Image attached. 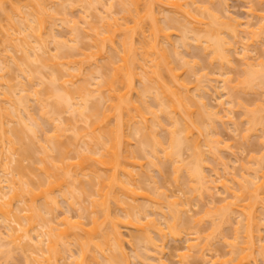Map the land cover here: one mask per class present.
<instances>
[{
	"label": "bare ground",
	"instance_id": "1",
	"mask_svg": "<svg viewBox=\"0 0 264 264\" xmlns=\"http://www.w3.org/2000/svg\"><path fill=\"white\" fill-rule=\"evenodd\" d=\"M28 1H29V4L28 3L27 4L30 5L33 2V5L35 6L34 8L36 9L35 12H33V14L29 13V15L31 14L33 15V16H30L32 18L30 19V17H28V20H27L26 16H24L21 10L22 13H20V11L19 13L17 12L18 16L22 15L25 18L21 17V19L20 18L16 19V22L18 23L16 24L15 20L12 19L11 17L12 15L10 16L9 13H4V12H9L8 10L10 9L6 7H9L10 4L14 5L15 4L14 1H10V4L8 5L7 3L9 2V0H0V10L2 8L4 9L3 10L4 12L3 13L0 12V15L6 14V16L4 17H7V19L9 20V22L8 21L7 22H8V26L10 27V28H5L6 34L3 33L4 35L2 37L6 35V37L3 38V44L4 42H6V44L8 45L10 46L12 45V47L9 46L8 48H12V49L14 48V50H16L17 53L20 50L23 52V55L18 59L20 60V63H19L20 71L22 72V74L30 77L29 80L33 79L34 77H38L40 79L39 86L42 83L44 84V82L48 83L53 80L50 79V81L48 82L46 81L43 82L41 79L42 78L41 76H43L42 73L40 74V72L35 70L36 72H38L39 76L41 75L39 77L38 75L35 74V71L33 69L31 70L30 66H33V63L35 64L36 62L32 63L31 59H33L34 56H32L33 58H30L31 52L29 51L32 49L38 48L40 49V51L45 52L44 47L46 46L47 41L52 40L51 41L52 43L53 40L57 38L55 36L56 34H54L55 25H53V24H56L55 20L57 18H60V20L62 22H65L66 24L73 22V27L71 30L72 32H70L71 37L69 38V40L67 39L61 40V42L59 41L60 45H57V47L61 46L59 47L61 50H64V48L67 47L70 51L67 50L68 52H65L66 51L65 49V51H63L65 53L60 54V55L56 54L55 56L52 55L51 57L54 59L53 62H55L53 65L56 64L57 66L60 67V68L57 67V70L59 71L56 70V72L52 73V75L55 77L56 75H58L57 77L59 79H57V77L56 79L55 77L52 79L56 80V81H53L54 84L58 82L59 84L61 83L62 88L61 86L58 85L60 90L52 86L53 90H55L56 92L51 91L50 89H48L47 85L44 84L48 90L45 89V92L44 91L43 92L44 93L49 92L48 93L49 95H47L46 97H42L41 94H39L40 91L38 92V90L36 89L37 86L34 88V90L30 89V91H34L33 92L34 94H33V93L28 92L26 85H21L20 84L21 82L19 83L21 85V88L16 89L17 86H12L13 83L12 85H10L11 82L9 83V81L5 82L7 85H4L5 88L7 87V89H5L3 85L1 86L3 90H1L0 88L1 92H3L5 101L9 103L8 105L5 102L7 104L6 106L8 107L11 106L12 108L10 109V108H7L5 105H3L2 102L4 101H3V98L1 97L2 100L0 99V130L2 131V133L4 132V135H5V143H4L5 151L0 150V173L7 174L9 176L11 175L10 176L11 178H4V179L0 178V219H3V221H7L4 223H7L6 225L8 226L7 227L8 229L6 232L8 235L6 234V236H4L3 233H0V248L7 243L9 244L8 241H11L14 247L17 246L19 247V249H21L22 251L25 250L26 252L31 251V253L29 252L28 253L30 257L32 255L33 261L36 262L37 264H62L60 260L66 259L64 258L66 256L70 258L69 255L74 257L73 260L72 258L70 259L72 263L71 261H69L71 264H116L117 262H119L118 264H130L129 259H133V258H131L132 256H130L132 254H130L129 255L130 258H128L127 249L125 248L126 246L125 242H127L128 240L126 241V238H125L126 236L123 232V228H121V225H123L122 227L128 226V227L135 228L134 229L136 230L135 232L133 230L131 231L132 241L135 240L136 243L138 241H141L139 243H142V245L146 243L145 248L147 247V249L144 248L145 250H147L146 253L144 252L146 255H142L145 258H142L141 256H139V253L135 251L138 257L143 259V260L140 259L142 263L145 264L144 261L151 262L148 259L151 258L150 260H152V257L153 256L155 257L157 253L158 254L160 253V255L155 257L154 260L155 261L163 260L160 258V256H161V253L164 252L163 248L165 247V243L167 241L168 235H173V237L177 236L176 234L179 232V230L178 229L176 230L177 228L176 225L178 224V222L180 223V221H182L183 217H181V215L183 214L184 210L177 209L176 207L172 208L173 205L172 206L170 205L172 203H169L168 201L163 200L165 202L164 204L162 202V199L160 200L162 194L159 193V191L156 193L158 189L157 186H156V189H155V186H153L154 189L151 187L152 176L150 175V171L148 170L144 173L145 170L142 169L143 168L142 166L146 164L144 163L143 165V160H145V158L148 159V157L149 158L151 157L149 159L150 165L152 167L156 166L157 162L155 159H159V157H157L159 156V153H158L159 149H161V152L164 153L165 155L164 158L166 157L167 159H172V157L174 156V159L175 157H177L180 160L182 156L181 148L183 147L184 143L186 144L188 143L184 140L185 138L186 140L189 139L187 141L191 143L190 144L188 143L187 145L191 146L189 147V150L190 148L192 149V147L194 148L192 151V154L195 153L193 156V158L195 159L194 161H196L195 164L198 161L200 162L202 161L201 162L202 164L199 162V165H197L198 167L196 166L197 168L194 167L195 166L194 164H193L194 166L191 167V170H188L187 168L189 167L187 166H186L187 168H185L187 169L186 170L187 172L191 173V175L189 174L188 175L192 179L198 178L196 179L198 180L197 183L203 185V186H199V184H195V185L192 184L194 186H191V187H195L193 189L191 188L193 190L192 192L196 191L198 193V190L200 188L196 189V187H201V189H205L206 193L208 194L210 193L209 195H211L214 187H212L213 185H210V184L220 182L219 181L221 179L220 170L223 169L225 171L224 168L226 167L220 165V162L218 161L221 158V157L219 158L220 155H217V157H215L216 154L214 155L215 153L214 151H219L220 146H216L217 149L213 148L215 147L216 144L214 145L212 143L213 145L211 146L213 149H211L210 143H208L209 144L208 145L206 144L207 143L206 142L205 145L208 146V149L214 150V151H211V150L209 151L213 152L212 157L215 158L214 160H217L216 162L217 166L213 168L214 169L213 172L217 178L213 180V178H211L210 175L206 176L202 172L201 167L203 166V163L205 162V160L203 161V154L200 153V151L202 150H199V149H201L202 147L200 148V146H203L204 144L202 145L200 143L201 140L198 142L199 139H197V136H196V139L189 138V137L192 133L195 132V129H197L199 132L197 134L200 135L202 138V135L200 133L202 129H204V131L208 130V128H206L208 127V125L206 127L205 125H203L204 119L200 120L202 118L200 116L202 115L199 116L200 118L197 117V115L199 114L198 110L200 111V109L196 110L195 109L196 107L194 108V106H198L199 104L200 107L198 106V108H201L202 110L201 112H206V113L200 112V114H203V118L205 117L206 114L208 116V112H209L211 119L215 121L216 120L224 121L223 117L225 118L228 117L231 111H233V107H234V105H232L233 107L229 105V104H232V101L234 104V100L232 99L231 101L230 97H228L230 100L227 99L225 102L223 99H220L219 103L222 104V107L225 108L224 104H228L227 109H224V108L222 109L221 107V110H219L220 112L222 110H225L226 112L224 114H226L228 111V115L226 114V115L221 116V114L224 111H222L220 114H219L218 109H215V111L213 109L212 111L211 109L212 107L208 105L207 101L206 102L204 101V97H201L202 99L199 98L201 94L196 93V91L198 92L201 91L202 86L200 85V83L198 85L195 84L194 87L189 86V83L191 81L189 82L188 80L190 79L188 78L190 77L185 75L186 79H183L185 78L184 74H183L184 77L181 76L180 74L181 71H179L178 68L183 66L185 63L187 64H185L184 66H186L185 68H187L188 62L187 61L185 62L184 57H182V55L179 56L180 54H178L179 53L178 50L180 48L178 46L177 47L175 46L176 50L173 49L172 42L170 40V38H172L173 36L172 37L170 36L173 35V32L177 30L178 27L180 28L183 27L181 28L182 31L180 32L182 34V35L180 34L182 37L181 38L182 41L178 40V42H183L184 46L186 45L188 48L187 41H188V38L190 37L188 33L195 31L194 33H191V34L196 35V36L193 35L194 37L193 40L197 41L196 43H199L198 46L202 44L203 46L201 48H204L205 51L211 50L212 53L210 57H212L213 59H222L221 62L225 61L227 62V64H229L232 61V59H231L230 54L228 53L233 48L237 50L236 47L238 46L236 45L238 44V40L236 37H239L240 34L244 32L243 30L241 31L239 28V26H241V22L240 23L237 22L238 23L237 28L233 25V23L237 21L236 18H234V22L232 23V25L228 24L230 23L229 18H228L230 14L228 12L229 15L227 13H225L224 15L223 12H220L218 8H214L216 7L217 1H215L216 4L215 3L212 4L213 6L215 5L214 7H212L213 10H211L210 6L205 7V9L203 8L204 10H206L205 12H207L206 18H195V20H191L189 17L192 16L191 14L192 10L196 11L195 10L196 7L194 8L195 6L194 4L196 3L195 2L196 0L195 1L194 0H187V1L183 0L182 3L185 2L183 4H181V0H177L172 3L175 5V8H176L173 10H170V8H168L169 5L166 4L167 3L166 1L168 0H165L166 2L164 3L165 5H163V2H159L163 6L162 5H161L162 7L158 6L160 8L157 9V11H156V7L153 6L156 3V1L154 0H147L145 2H142L143 0L142 1L141 0H114L116 4L113 3L112 0H107V1H104V3L107 2L105 3L104 7L102 5L104 4L102 3V0H87L84 3L89 2L90 5L89 4L88 5L90 7L96 6L95 4H92L94 3V1L96 4L98 2V4H100L103 9L105 8V12L106 11L111 12V9H113L114 6L120 5L121 9L118 8L120 11L119 15L120 14L122 15L121 18L118 17L120 20L116 18L117 16L116 17L114 16L115 18L113 17L112 19L113 22H112V20H110L112 18L111 14H106L109 12H106V13L104 12L107 15V17H105L107 18L106 20L110 21V22H107V21L103 22L105 18L99 16L101 17V19H104L102 21L103 23L105 24L109 23L106 26L105 24L102 23L103 27L102 26L101 27L104 29L99 28V27H97L98 29H96L94 26H97V25H95L94 23L93 25L87 20H85V22L82 21L85 24H87L86 22H89V24L93 26L92 28H94V29L91 28L92 33L88 35L89 36L88 37L87 35H84V34H82L84 36L79 35V31L81 33V26H80L81 23L79 22L80 25H78V22H77L79 20H76V21H74V19L70 20L71 18L69 19V17H66L67 15L66 12L62 16V18L59 17V15L55 14V12L53 13V5L55 4L54 0H47L46 1L47 4L44 3L45 0H42L40 8L37 7V4H36L37 1L36 2L31 1V0H28ZM62 1L66 2L64 0ZM67 1L72 4L73 2L78 1V0H75V1L67 0ZM79 1H85V0H79ZM225 1L226 0H224V2L223 0L222 1L218 0V4L224 3L225 5L227 2ZM48 2L50 3V6ZM63 2L61 3L63 4ZM152 2H155V3H152ZM213 2L214 0L211 3ZM4 3H6L7 5H5ZM78 3L75 4L74 6L78 5ZM159 3H157L156 5H158ZM168 3H170V1ZM2 4H4L3 5L4 7H2ZM51 4H52V8H50ZM184 4H186L187 6H190L191 8L187 6L182 7V5ZM170 6L174 8V6L171 5V3H170ZM219 6H222V4ZM13 7L14 6L11 7L12 11L13 10L16 11L21 6L20 7L17 6L19 8H17L16 6L15 8ZM47 7L50 8L49 11L47 10ZM166 7L169 9L168 11L171 14H169L168 12V15L170 16L167 15V17L169 18L164 17V21H162L163 20L162 19L161 20L162 23H161L159 19L160 17L158 15L164 12L163 16H165L167 10H162V11H158V10H161V8L166 9ZM198 8H200V6ZM223 8L225 10L226 6ZM57 12L60 14L59 10L56 11V13ZM197 12L199 11H196V15L193 13L194 17L198 16ZM98 13L101 14L100 12ZM112 13L114 14V12ZM219 13L223 14L224 17H227L228 20H224V18L223 20H221L222 15H220ZM179 15L180 16L182 15V17H180L181 19L179 18ZM258 15H260L259 21H262V20L264 21V15L262 14H258ZM108 17L110 19H108ZM81 19L84 20L83 18ZM182 19L184 21L186 20L185 23L183 22V24L181 22L183 21ZM175 23H178L179 26H176ZM180 23L182 24V26L180 25ZM188 24H191L190 26L191 28L188 27L189 26ZM197 24H200V25H197ZM258 24H260V22ZM226 25L229 26L226 28L228 32L225 29L227 33H225V31L222 30V28H224V26ZM192 27L196 30H193ZM174 28L176 29L174 30ZM263 28H264V25H263ZM10 29L12 31H9ZM87 30H90V29H87ZM170 30L173 32H171ZM185 30H188V31L190 30V31L186 32ZM196 31H198L197 34H196ZM2 32L4 31L2 30ZM117 33L119 34L121 33L120 36H118ZM249 33L251 34V31H249ZM223 34L232 35V37L230 36V39L228 41L226 40L227 36L224 37ZM260 34H263V33L261 32ZM19 35H22V36H19ZM78 35L80 36V38L87 37L86 39H89L90 43L88 42L89 43L88 45L83 44L84 42H87L88 40L82 41ZM136 35H139L138 40L136 39L137 38ZM199 35H202V37ZM255 35L256 37H258V32L253 33L252 38ZM117 38L120 40L118 41ZM232 38L236 40L233 41ZM32 39L33 41H31ZM59 39H57V41ZM193 40L191 39V41ZM68 41H71L70 45L66 44ZM79 41L83 42V43L80 42L81 44L80 48H78ZM56 44H58V42H56ZM178 44H181V43H178ZM224 46L226 47V50L229 49V51H227L226 53H225ZM55 49H56V46H55ZM60 49L58 53L61 51ZM74 49H76L77 51ZM204 49H203V52H205ZM71 50L72 51L74 50L75 52L71 53ZM11 51L13 50L8 51L7 54H9L10 58L16 61L15 58L17 57V55H15L14 57L13 53H9ZM38 53L39 52H36L35 54L38 55ZM55 53H57V51ZM108 53H111L112 55L110 54L109 56H111V59L116 60V61L113 62L112 60H109ZM171 54H173V57L178 56V58H181L180 62H182L183 64L181 66L174 67L173 62L177 64H180V63L178 62L179 60L178 58H177L178 59L177 61H175V59H173L172 61ZM1 55H0V71L3 72V75L1 76L2 78L1 81L2 83H4L3 81L4 73L7 74L11 65L9 67L7 63H5V61H7L5 60V56H1ZM244 55H245L244 57L247 58L246 53H244ZM114 56L116 58H114ZM46 58L49 59V61L47 62L50 63V59H51L50 56ZM12 59L10 63L13 62ZM38 59L39 58L37 56V60L35 59L33 60L38 61ZM102 59L104 60L106 59V62L103 61L102 63ZM53 62L51 61V64ZM98 62L102 64L101 65L102 67L99 66L98 67L99 70L96 68L97 66L96 67L94 66V68L98 70L99 75H102L100 74V70L102 68H105L106 70H108V72L105 73L106 75L104 74L105 75L104 78L101 76L95 77L94 80L96 79V82L94 85L95 87H93L92 85L94 83L92 82L94 81L90 82L89 79L85 77L86 75L85 73L87 72H84L86 71L84 69L86 66H92L94 64L98 65ZM244 62L246 63V64L244 63L245 66L246 65L248 66L246 70L247 77L245 80L247 86L249 83L254 82L256 81L257 78H259L260 72L262 73V74L260 73L261 78L264 79L262 77L264 76V72H263L264 65H262L264 64L263 61L258 62V64L256 65V67L259 66V68L257 69L258 71H256V69L254 70L252 69L253 65L251 64V62L249 63L248 59L245 60ZM43 64L44 63H41L42 65L41 67L48 66V64L46 66H44ZM106 65H109V66L107 67ZM50 67H52V65H50ZM261 67H263V69ZM62 70H64L65 72H62ZM59 72H62V73L59 74ZM87 74H88L87 76L91 80L92 78L90 76L92 73L89 74L88 72ZM255 74H258V75L254 76ZM52 75L50 76L53 77ZM26 76L25 78H27ZM252 76L254 77L252 78L253 81H251ZM206 78L211 79L208 76H206ZM208 79H206V81L210 83V80ZM58 80H60L61 82ZM78 81L80 82L79 84H77ZM200 81L201 79L199 80V82ZM30 82L31 80L29 81V83ZM137 82H140L142 86L144 84L143 86L144 91H142V89L137 88L138 87L136 85ZM216 82H217V79H216ZM222 82H224L223 88L227 89L228 87V90H230L229 91L230 93L231 91H233L232 89L236 88L238 85V84L233 85L234 86L233 88L230 85L231 83H229L231 82V80L230 79L228 80L226 78H224ZM191 83L190 85H192ZM203 87L207 88V84L206 86H203ZM16 90H20L18 91L21 94L20 96L19 94L13 93ZM138 90H141L143 93L139 92ZM203 90H205V88L202 89V91ZM137 91L140 93V95L143 94L141 95L142 99H139L140 96L137 97V94H139ZM152 91L155 94H153ZM192 91H194L195 93ZM28 93H30L31 95ZM145 94H147V97L148 96L153 97L154 95H156L155 96L156 98L153 97L156 100L159 99L158 98L159 96L161 98L160 101L159 100L156 101L158 103L160 102L159 103L160 105L157 103L158 104L157 106H159V109H160L158 110L164 115L166 113V116L168 115L167 117L171 120L170 123H172L171 125L172 127L167 129L168 133L170 132L169 133L170 141H168V145H169L168 147L166 146L165 148L164 147L162 148L163 142L160 139H158L156 136L157 135L156 130H158V127L160 128L163 126L162 129H166V128L163 124H161V121L158 118H156L158 116L154 117V115L150 113V111L154 109L151 108L152 106L147 107L149 105L148 103H145L147 100V97L145 98ZM16 95L18 98L15 97ZM33 95L37 97L36 99L37 101L36 100L35 101L36 102L39 101V103H41V105L39 106V109L40 107L42 108L40 110V112L42 111V114H43L42 117H48V118L54 119L53 125L55 129L54 131H51V133L55 132V134L52 133L53 135H49L47 134L48 132L45 133L44 130H43L44 132L41 131L42 124L41 122L37 121L39 119L34 118L35 117V115H33L34 112L32 110L31 111L33 113L30 111L29 109L30 106L28 105L30 104L28 103L29 102L28 98L31 96L35 97ZM38 95L41 97H39ZM13 96L14 98H12ZM43 98H45L44 99L45 101H49L50 100L49 98L53 100L51 103H45ZM198 98H199V101L197 100ZM238 104H241V102ZM261 107L263 106L258 107L259 109H257L256 112L251 113L253 114L252 116H254V117L251 116L252 119H254L253 121L251 118L247 120L250 124L249 126L253 127V128L249 126L246 127L248 128L250 132L252 129H254V125L258 126V124H261L262 121L264 120L263 118L264 116H261L262 113L264 112V108L262 109ZM48 108L50 109L48 110ZM9 109L12 112H9ZM195 110L198 113H196ZM47 111L49 113H47ZM247 111L249 110L245 108L246 113H248ZM68 112H69L68 115L70 116H66L68 118H64L65 115L63 117V114H66ZM156 112H154L155 115L157 114ZM50 113L53 114L54 117L53 116L49 117ZM148 113H150V115L152 114L151 117H148L149 116ZM195 113H196V116L194 117ZM255 114H258L259 118H256L257 116ZM260 117L263 119L260 120L261 119ZM15 118H17L16 120H18L22 128L21 129L7 128L6 126L11 124L13 122L12 120H14ZM258 119L259 121H257ZM156 120H158L157 123H156ZM42 121L44 122V119ZM255 121H257V123H255ZM14 124L16 123L14 122ZM159 124H161V126H159ZM18 125L16 126L18 127ZM202 125L204 128L201 129ZM25 128H27L28 131ZM180 128H183L186 131L184 139L181 136L184 133L182 132L183 129L181 130ZM143 130L148 131V133L151 132L150 133L151 135L146 133L149 136V138L147 136V140H149L150 138H153V139H150L152 141L150 140L148 141L150 143L144 142L145 141L144 138H146V136L143 133ZM68 132L71 135H73V137L67 140H63V137L66 135V133L69 135ZM250 132L247 134H250ZM29 133L30 134L32 133L33 136L35 137V140H36L35 143L39 142L37 145L41 144L39 145V147L41 148L40 150L43 151V156L39 158L38 162H37V159L35 162H33L35 164L34 166L35 167L37 166L36 167L37 171L36 172L34 170L32 171H34L33 173H35V175H37L38 178H36L35 175H32L35 177V179L28 177L29 180H27L26 178H24L25 175L22 173L23 172L22 170H24V173H25V170L28 169V168L27 169L25 168L26 165H24L25 161L23 162V160L25 159L23 157V154L28 155V157H33V155L30 153L31 148H28L30 147L29 144H31V142L29 143L28 141H33L32 139L31 140L27 139L26 134H29ZM40 133L41 134L44 133L46 136H41ZM139 134L140 136L144 135L143 138H140ZM194 134L197 135L196 133ZM68 135H66V138H69ZM208 135L205 136V138H208ZM50 136L52 137L50 138ZM133 138L138 140V143H137L138 145L135 144V146H137L136 149H131V147L135 148V146H131V143H132L131 141L133 140ZM154 138L156 139V141ZM202 139L204 140V138ZM209 139L210 138H208V140ZM193 140H196V141H193ZM213 141H216L215 143L217 142L221 143L220 140L217 141V139ZM154 143L160 146L161 148L160 147L156 148V145ZM218 143L217 145H219ZM0 144H3V143H0ZM149 144L152 146L150 147ZM149 147H150V150L148 149ZM153 147L155 148V150ZM83 150H84V153H82ZM194 151H196L197 153ZM28 152L32 156L28 154ZM50 153H53V154H50ZM71 153H74L73 155H75L74 156L75 158L73 157ZM83 154L87 155L86 158L82 157V158H85L86 161H84L85 159H83L82 162L84 161V163H80L81 160L80 162H78L79 160L78 159L76 160V157L79 158V155H83ZM3 155H5V158H1L3 157ZM195 155L196 156L198 155L197 156L198 158ZM174 159L172 160L176 162L177 159L176 160ZM263 159H264V156L263 158L261 157V160ZM152 160H154L156 163ZM70 161H73V162H70ZM263 161L262 163L264 164ZM29 162L31 163L30 160ZM180 162L178 161V163ZM36 163L38 165H36ZM87 163H91V164H87ZM183 165H185L184 161H183ZM261 166H262L261 170H264L263 169L264 166L263 165ZM10 168H13L12 170L14 172ZM178 168H180V166L176 167V169ZM244 168L245 169L243 170H248V171H246L247 173L245 172L241 173V176H240L241 178H239L240 180L235 179V178H230L233 181L235 179L234 184H236L237 187L238 186L239 187H238V190L231 192L232 199L225 204L226 207L228 206L227 209L229 210L228 211L223 210V213L220 214V215L222 214L223 215L218 217L220 219L226 218L225 220H227L228 218V222H229L231 220V218L229 217H233L232 214H234L233 212L236 211L237 214L239 213L238 216H241L243 218L240 221L238 220V222L240 223V224L238 223V225L240 226L236 227L235 240L234 242H232V244L230 243L232 247L235 246L234 247L235 249L232 248L234 250L229 251L230 252L229 255L230 254L231 255L225 259L219 257L220 256L219 254H217L218 255L217 257V255L214 253H213L214 254L213 256L210 253L212 257L207 256L205 252L210 251L209 250L210 248H208L209 247L207 246L208 244L204 245L205 243L203 244L202 241H200L199 236L198 237L191 236V237H194L190 239L192 243H190L189 238H188V242L186 241L187 243L186 251L188 250L190 252L194 251L195 253L199 255V257L202 256L201 257L202 259L205 258L206 259L204 261L205 264H257V257L259 255L258 253L260 252L259 250L262 249L263 251L264 249V246H263L264 244H261L262 246L261 247L259 246V248L257 246L259 244V240H260V243L262 241L260 238L261 237L260 231L262 230V229L260 230V225H262L263 223L260 220L261 218L263 219L264 217L263 215L264 213L263 212L264 211L263 209L264 208V173L263 172L261 173L260 166L254 167V168L252 167L250 169L246 167ZM250 172L254 174L252 175ZM146 173L150 175L149 177L150 179L148 178ZM84 176H87V178L86 177L82 178ZM89 177H91V179L94 180L93 182L91 181V183L93 184L92 185L93 187L94 185H97V187L99 186V189L96 192L97 198L93 197L94 200H92V205L90 204L91 202H89V205L94 206V209L90 211L89 213V214L92 213L90 217H88V214L85 215L83 211V209L90 210L89 208H86V205L85 206L83 205L84 202L86 201L82 197H80L83 200V203H82L80 202L82 200L79 199V197H78L79 200L76 198L77 191L75 189V185L78 183L80 184V187L77 186L79 188L77 189L80 190V192L81 191L83 193L86 192V190H84L83 188L84 187L90 188L91 183L88 182V184L90 183L88 185L87 183H84L85 181L81 182V180H88V179L91 180ZM209 178L210 180H208ZM146 181L148 182L145 183L146 184L145 189L143 190V186H140V185H142L141 184L142 182H146ZM4 182H6V185L4 184ZM149 182L151 183L149 184ZM203 182L204 183L208 182L209 185L204 184ZM81 183L83 185L84 184L86 185L82 187ZM221 185L224 188V191L230 189L226 181L221 182ZM207 187H209L210 189ZM3 188H6L7 191H4ZM65 189L67 190L64 191ZM81 189H83L84 191ZM141 189L145 191L146 193L143 192ZM146 189L147 190L150 189V191L152 190L151 191L152 196L150 195L151 194L150 191L147 192ZM208 190H210V192ZM138 191H141V192H138ZM65 193L69 194L70 196L67 195V197H64L66 195ZM94 193H95L94 191L88 192L89 194L88 196L89 197L96 196V194ZM155 194H158V195L156 196ZM164 194L165 193H163V195ZM212 195H215V193H212ZM60 196H62V198L64 197L65 203H67L65 204V207L66 206L68 207L65 212H62L63 215L65 214L64 216H62L63 218L60 217L61 218L60 220L64 224V226L59 224L61 225L60 228L62 226L64 227V229L61 228V230L59 229L58 226H56L57 224H54L55 222L56 223L60 222V220L58 222L54 220V219H59L57 217L58 215L55 216L56 213L54 212L55 210L56 211L59 210L60 206L62 205L61 204L62 202L60 203V200H61ZM79 196H82V195H79ZM83 196L85 197L87 195L84 194ZM166 196L165 198H168V196L167 197ZM199 196L200 195H198V197ZM7 197H9L10 199H8ZM89 197H86V198H89ZM137 197H140V198L142 197L143 199L147 200V202L143 203L142 201H145V200H141L142 202L141 203L139 202V199ZM154 197L156 200L154 199ZM157 197H159V199H157ZM213 197L214 196H211V198ZM98 198L100 200H97ZM15 200L19 202V205L15 206L17 204L16 202H13ZM175 202L176 200L174 201V204H177ZM13 203H15V205ZM160 203H163V204H160ZM14 206L16 207L15 209L17 211H15ZM162 206H164L165 209L166 207L167 208L169 207L170 208V209L168 208L169 213L164 212L165 209L163 211ZM259 208L263 209V211L260 210ZM72 209L79 211L78 215H77L78 211L75 214L77 217L76 216L72 217V218H78L77 221H74L76 219H73L74 223L71 222L70 220L72 219L70 218L71 216L68 217L69 215L68 213L69 211H72ZM80 210L82 212H80ZM88 210L87 212H89ZM118 211H123V213L125 212L126 214L124 215L122 213H119ZM148 211H151L152 214H149ZM181 211H182V214H180ZM100 212L102 214H100ZM259 213L262 215L260 216ZM47 214H48V217H50V219L52 218L54 219L53 220L46 219L47 223H45V221L43 220H45L44 218H46ZM165 214H169V215L166 216ZM159 215L162 216V218L159 217L160 220H158ZM83 216L88 217L87 219L89 218H92V219H90L91 221H88ZM11 217H13L12 220H11ZM168 217L171 219H168ZM161 219L163 220V222H161ZM84 220H87L89 224L85 222ZM225 220L223 221L220 220V221L225 223ZM158 221H160L162 225H166V226L163 227L161 223H159ZM0 223H3V222H0ZM14 223H16L18 226L15 225ZM102 223L104 226L101 225ZM88 225H91V228L90 226L87 227ZM99 225L102 228H100ZM70 226L72 227V229H69ZM93 226L95 230L93 229ZM262 226L264 227V225ZM165 228L167 229L164 230ZM167 230L169 231L170 234L166 235L164 231L167 232ZM154 233L157 234L158 237L154 236ZM242 233H243V237H241V239L243 241L240 242L241 240H239L240 239L239 237H240V234ZM7 238H11V239H7ZM129 240H131V238ZM3 241H6V243L4 244ZM199 242L202 244H200ZM75 245L79 246L80 248V252L79 250H78V253L76 252L78 254L77 258L74 256V254L72 255L73 253L72 246H75ZM136 245L139 246V244H136ZM198 245L203 246V248L200 247L199 249ZM150 249H153L154 251ZM207 249L208 251H206ZM148 250L154 253H151ZM197 250H199V252ZM189 251L185 252L184 254L182 253L183 255L181 253L177 255L178 256L177 259H179L177 261H179L180 264L181 263L185 264L184 263L185 259L183 258L184 257L186 258L191 254L189 253ZM79 254H80V257H79ZM261 255L263 256L264 253H262ZM181 256L182 257L184 256V257L180 258ZM100 257H101L102 262H105V263H102L100 261ZM138 257L136 256V258ZM219 258H221L222 260H220ZM69 262L68 264H70ZM163 263L165 262L163 261Z\"/></svg>",
	"mask_w": 264,
	"mask_h": 264
},
{
	"label": "rangeland",
	"instance_id": "2",
	"mask_svg": "<svg viewBox=\"0 0 264 264\" xmlns=\"http://www.w3.org/2000/svg\"><path fill=\"white\" fill-rule=\"evenodd\" d=\"M10 1H14V5H12V4H10ZM31 1H37V7H39L40 8V6H41V1L42 0H31ZM30 1V2H31ZM47 0H45V2L44 3H46L47 4V2H46ZM55 2V4L53 5V13L55 12V14H57V15H59V17H61L62 18V16L64 15V13L66 12V17H69V19L70 20H73L74 19V21H76V20H79V21H77L78 22V25H80L79 24V22L81 23V33H80V31H79V35L80 36H84V35H90L91 33H92V29H94V28H92L93 26H91V24H95V25H97V26H94L96 29H98L97 27H99V28H102L103 26H102V23L103 22H106L107 20V18H105V17H107V15L106 14H111V16H112V18L110 19L109 17H108V19H110V20H112L113 19V17L115 16H117L116 18H118V17H120L121 18V14L119 15V13H120V11H119V9L118 8H120L121 9V6L120 5H116V6H114L113 7V9H111V12L110 11H106V12H109V13H106L105 12V8L103 9L102 8V6L100 5V4H98V2H97V4L95 3V1H94V3H92V4H95L96 6L94 7V6H92V7H90L89 5V2L88 3H84V2H86L87 0H85V1H75V0H72V1H75V2H73L72 4L71 3H69L67 0H64V1H66V2H63L62 0H54ZM58 3H57V2ZM59 1H61V2H63V4L61 3V2H59ZM70 1V0H69ZM104 1H107V0H102V3H104ZM113 1V3H115V1L114 0H112ZM142 1V0H141ZM145 1H147V0H143L142 2H145ZM154 1H156V3L155 2H152V3H155V5H153L154 7H156V11H157V9H159L160 7H162L163 5H165L164 3H166V4H168L169 6H170V3H171V5H173L174 6V8L172 7V6H168V8H170V10H173V9H176L175 8V5L174 4H172L173 2H175V1H177V0H168V1H166L165 2V0H158V2H157V0H154ZM170 1V3H168ZM182 1L183 0H181V4H183V3H185V2H183L182 3ZM184 1H187V0H184ZM195 1V0H194ZM213 0H196L195 2V6H194V8L196 7V11H199V12H197V14H198V16H196V17H194V15H193V13L196 15V11H194V10H192V16H190L189 18L191 19V20H195V18H206L207 16H206V14H207V12H205L206 10H204L205 9V7H208V6H210L211 7V10H213V8L212 7H214L212 4H214L215 3V1H217V4H216V7H214V8H218L219 9V11L220 12H223V14L225 15V13H227L228 14V12H229V16H228V18H229V22L230 23H228V24H231L232 25V23L234 22V18H236L237 19V21L236 22H234L233 23V25L237 28V25H238V23L237 22H241V26H239V28H240V30L242 31H244V32H242L241 34H240V36L239 37H236L237 38V40H238V44L236 45V46H238V47H236L237 48V50H235V48H233L232 50H230L229 51V49L228 50H226V47L225 46H227V45H225L224 46V49H225V53L227 52V51H229V53L228 54H230V56H231V59H232V63L230 62L229 64H227V62H225V61H222L221 62V60L222 59H213L212 57H210L211 56V50H209V49H207V50H209V51H205V49L204 48H201L203 45L202 44H200V46H198V44L199 43H196L197 41H195V40H193L194 39V37H193V35L194 34H191V33H194L195 31H193V32H191V33H188L189 34V36L191 37H189L188 38V36H187V38H188V48H187V46L185 45L184 46V43L183 42H178V40L179 41H182V37H181V28H183V27H178L177 28V30H175L176 28H174V32L173 31H171V32H173V35H171L170 37H172V38H170V40H171V42H172V47H173V49H175L176 50V48H175V46L177 47H179L180 49L178 50L179 51V53L178 54H180L179 56H181L182 55V57H184V60H185V62L187 61L188 62V65H187V68H185L186 66H184L185 64H187V63H185L183 66H181L183 63L182 62H180V60H181V58H178V56H176V57H173V54H171L172 55V61H173V59H175V61H177L178 59V62L180 63V64H177V63H175V62H173L174 64H173V66L175 67V66H181L180 68H178L179 69V71H181L180 72V74H181V76H183V74H184V76L186 75V76H188V77H190V78H188V79H190V80H188L192 85H190V83H189V86H195V84H199L200 83V85L202 86V89H204L205 88V90H203L202 91V89H201V91H196V93H199V94H201L200 96H199V98H201V97H204V101L206 102L207 101V103H208V105L209 106H211L212 108V111H213V109H214V111H215V109H218V111L219 110H221V107H222V104L221 103H219V101H220V99H223L224 100V102L228 99V100H230L231 99V101H232V99L234 100V104H233V101H232V104H229L230 106H232V105H234V107H233V111H231V113L229 114V116L228 117H223V119H224V121L222 120V121H219V120H212L211 119V117H210V113L208 112V116H207V114L205 115V117L203 118V114H200V112L202 111L201 110V108H198V106H199V104H198V106H194V108L196 109V110H198V109H200V111L198 110V112H199V114L197 115V117H199L200 115H202V116H200V117H202L200 120H202V119H204V123H203V125H205V127L208 125V127H206V128H208V130H205L204 131V129H202V128H204L203 127V125H202V127H201V129H202V131H201V135H202V138H204V140L201 138V136L200 135H198L197 133H199L198 132V130L197 129H195V132L194 133H196L197 135H195L194 133H192L191 135H190V137L189 138H195L196 139V136H197V139H199L198 140V142L200 141V143L203 145V146H200V148L201 149H199V150H202V151H200V153L201 154H203V161L205 160V162L203 163V166L201 167V170H202V172L206 175V176H209L210 175V177L211 178H213V180L214 179H216L217 177H216V175L214 174V172H213V168H215L216 166H217V160H214L215 158H213L212 157V154H213V152H211V151H214V150H211V149H213V148H216V146H220V150L219 151H214L215 153H214V155H215V157H217V155H220L219 156V162H220V165H222V166H224V167H226V168H224L225 169V171L223 170V169H221L220 170V174H221V179L219 180L220 182H216V183H213V184H210V185H213L212 187H214L213 188V190H212V193H215V195H212V193H211V195H209L208 193H206V190L205 189H201V187H196V189L197 188H200L199 190H198V193L195 191V192H192L193 190V188H195V187H191V186H194L195 184H199V183H197V181L198 180H196V179H198V178H194V179H192L189 175H191V173H189V172H187L186 170L188 169V170H191V167H193L194 165V167L195 168H197L198 166L197 165H199V162L200 161H198L196 164H195V162L196 161H194L195 159L193 158V156H194V154L195 153H193L192 154V151H193V147H192V149L190 148V150H189V147H191L190 145L188 146L187 144L189 143V141H187V140H189V139H187L186 140V138H185V130L183 129V128H180L181 130L183 129V131L182 132H184L181 136H182V138L184 139L185 138V140L184 141H186V142H188L187 144L186 143H184V145H183V147L181 148V154H182V156H181V158H180V160L177 158V157H175V159H174V156L172 157V159H174V160H176L177 159V163L176 162H174L172 159H167L166 157L164 158V153H162L161 152V149H157L159 152V156H157V157H159V159H155L156 160V162H157V165L156 166H154V167H152L151 165H150V163H149V159L151 158H149L148 157V159L147 158H145V160H143V165H144V163H146L144 166H142L141 168L143 169V170H145L144 171V173L146 172V171H150V175L152 176V180H151V182H149V184L151 183V187L154 189V187L153 186H155V189H156V186H157V191H156V193L159 191V193H161L162 194V196H161V198H160V200L162 199V202L165 204V202L163 201V200H165V201H168L169 203H172V204H170L171 206H172V208H174V207H176L177 209H183L184 210V212H183V214H182V211H181V213L180 214H182L181 215V217H183L182 218V221H180V223L178 222V224L176 225L177 226V228H176V230L178 229L179 230V232L176 234L177 236H175V237H173V235H168V238H167V236H166V238H167V241H166V243H165V247L163 248L164 250V252L163 253H161V256H160V258L161 259H163V260H154L155 259V257H157V256H159L160 255V253L158 254L157 253V255L154 257H152V260H150L151 258H149L148 260L149 261H151V262H148V261H144L145 262V264H146V262H147V264H180V262L179 261H177V260H179V259H177L178 258V254H184L185 252H188V251H186V249H187V247H186V245H187V243H186V241L188 242V238H189V240L191 239V238H194L195 236H199V238H200V241H202V243L204 244V245H206V244H208L207 246H209L208 248H210L209 250L210 251H208V249L206 250V251H208V252H205V254H207V256H209V257H212L214 254H219L220 256L219 257H221V258H223V259H225V258H228L230 255H229V251L230 250H234L235 248V246H231V244H232V242H234V240H235V229H236V227L237 226H240V225H238V220L240 221V220H242L243 218L241 217V216H238V214H237V212L235 211V212H233L234 214H232L233 215V217H229V218H231V220L228 222V218H227V220H225L226 218H224V219H220V218H218V217H220V216H222V215H220L221 213H223V210L224 211H228L229 209H227V207L225 206V204L228 202V201H230L232 198V196H231V192H233V191H235V190H238V187H237V185L236 184H234V181H235V179H239V178H241L240 176H241V173H247L246 171H248V170H243V169H245L244 167H246V168H248V169H250V168H254V167H258V166H260L261 168H260V171H261V173L263 172L264 173V170H261L262 169V166L261 165H263L264 166V164L262 163V161L264 160H261V157L263 158V156H264V126H262V125H264V120L262 121V123L261 124H258V126H256V125H254V129H252L251 130V132L248 130V128H246V127H248L250 124H249V122L247 121V120H249V118H251L252 119V117H254V116H252L253 114H251V113H254V112H256V110L257 109H259L258 107H260V106H263V107H261L262 109L264 108V79H262L261 78V74L259 73V72H257V73H259V78H257L256 79V81H254V82H251V83H249L248 84V86L246 85V77H247V72H246V70H247V68H248V66L246 67L245 66V60H247L248 59V61H249V63L251 62V64L253 65V70L254 69H256V71H258L257 69L259 68V66L258 67H256V65L258 64V62H260V61H263L264 62V28H263V25H264V21L262 22V21H259V17H260V15H258V14H262V15H264V0H226L225 2H226V4L224 5V3H219L218 4V0H214V2L213 3H211ZM220 1H222V0H220ZM79 2V3H78ZM110 2V1H109ZM159 2H163V5L162 4H160ZM180 2V1H179ZM223 2H224V0H223ZM29 4V1L28 0H9V2L7 3L8 5L10 4V5H12V6H14L13 8H15V6L17 7V6H21L20 8L19 7H17V8H19L18 10H13L12 11V9H11V7L12 6H10L9 5V7H6V8H8V9H10V10H8L9 12H4L3 10V8L0 10V12H4V13H9L10 14V16L12 17V19H14L15 20V23L16 24H18L17 22H16V19H21V17H23L22 15H19L18 16V13H19V11H20V13H22L23 12V14H24V16H26V18H27V20H28V17H30V16H33L32 14H33V12H35V6L33 5V2H32V4H30V5H32V6H30V5H28ZM49 3V2H48ZM78 3V5H76V6H74L75 4H77ZM101 3V2H100ZM101 3V4H102ZM105 3H107V2H105ZM105 3L104 4H102L103 5V7L105 6ZM157 3H159L158 5H156ZM5 5H7L6 3H4ZM4 4H2V7H4L3 5ZM26 4H27V6H26ZM71 4V5H70ZM89 4V5H88ZM116 4V3H115ZM144 4V3H143ZM222 4V6H219V5H221ZM162 5V6H161ZM196 5H198V6H196ZM48 6V5H47ZM49 6H50V3H49ZM48 6V7H49ZM61 6H63V7H61ZM158 6H160V7H158ZM183 6H187L186 4H184V5H182V7ZM200 6V8H198ZM226 6V8H225V10H224V8L223 7H225ZM30 7H32V8H30ZM47 7V10L49 11V9L50 8H52V4H51V7L50 8H48ZM109 7V6H108ZM187 7H189V8H191L190 6H187ZM193 7V6H192ZM167 7H166V9H162L161 8V10H158V11H162V10H167V12H166V14H165V16H163V14H164V12L162 13V14H159L158 16L160 17L159 19H160V22L162 23V21H164V17L166 18L167 17V15H168V9ZM193 8V9H194ZM202 8V9H201ZM204 8V9H203ZM59 10V12H60V14L57 12L56 13V11H58ZM98 9V10H97ZM200 9V10H199ZM208 9H210V8H208ZM7 10V9H6ZM21 10H22V12H21ZM97 10V11H96ZM113 10V11H112ZM204 10V11H203ZM215 10H217V9H215ZM226 10H227V12H226ZM194 11V12H193ZM18 12V13H17ZM98 12H100L101 14H99ZM106 14H105V13ZM112 12H114V14L112 13ZM203 12H204V14H203ZM29 13H32L31 15H29ZM16 14V15H15ZM169 14H171L170 12H169ZM220 14V13H219ZM223 14H220V15H222V18H221V20H223V18H224V20H228L227 19V17H224L223 16ZM103 15H105V16H103ZM200 15H202V16H200ZM4 16H6V14H2V15H0V55H1V53H2V55L1 56H5V60H7V61H5V63H7V65L10 67V65H11V67L9 68V70H8V72H7V74L6 73H4V79H3V81H4V83H2V81H1V76L3 75V72H1L0 71V88H1V90H3L2 89V85L4 86V85H7L5 82H8L9 81V83H10V85H12V83H13V85L12 86H17L16 87V89L17 88H21V85H26V87H27V90H28V92H30V93H33L34 91H30V89L31 90H34V88L36 87V89L38 90V92H39V94H41V96L42 97H46L47 95H49L48 93L49 92H46V93H44L45 92V89L46 90H48V89H50L51 91H55V90H53V88H52V86H54L55 88H58V90H60V88H59V86H61V83L59 84V82L58 83H56V84H54L53 83V81H56V80H54V79H52V78H54L55 76H53L52 75V73L53 72H56V70H57V67H59V66H57L56 64V66L55 65H53L55 62H53L54 61V59L53 58H51L52 57V55L53 56H55L56 54H58V55H60V54H63V53H65V52H68V51H70L67 47L66 48H64V50H61L59 47H61V46H59V47H57V45H60L59 44V41L61 42V40H69V38L71 37V33L70 32H72L71 30H72V27H73V22H70V23H65V22H62L61 20H60V18H57V16H56V20H55V23L56 24H53V25H55L54 26V28H55V31H54V34H56L55 36L57 37L55 40H53V42L51 43V41L52 40H48L47 41V43H46V46L44 47V50H45V52H43V51H40V49H38V48H35V49H32V50H30L29 52H31L30 53V58H33L32 56H34V58L33 59H35V60H37V56H38V61H35V60H33V59H31L32 60V63L33 62H36L35 64L33 63V66H34V68H33V66H30V68H31V70L33 69L34 71L35 70H37L38 72H40V74L42 73V75L44 76V78H43V76H41L42 78V81L44 82V81H46V82H48V81H50V79L51 80H53V81H51V82H48V83H45L44 82V84L45 85H47V87H48V89H47V87L42 83V84H40V86H39V81H40V79L38 78V77H34L33 79H30L31 80V82L29 83V78L30 77H28V76H26V75H24V74H22V72L20 71V68H19V63H20V60H18L22 55H23V52L20 50V51H18V53L16 52V50H14V48L12 49V48H8L10 45H8V44H6V42H4V44H3V38L4 37H6V35L4 36V37H2L4 34L3 33H5L6 34V30H5V28H10L9 26H8V22H9V20L7 19V17H4ZM8 16V15H7ZM80 16V17H79ZM82 16H84V17H82ZM99 16H101V17H104L105 18V20L104 19H101V17H99ZM110 16V15H109ZM168 16H170V15H168ZM89 17V18H88ZM114 17V18H115ZM180 17H182V15L180 16L179 15V18ZM221 17V16H220ZM231 17V18H230ZM23 18H25V17H23ZM32 17H30V19H31ZM81 18H83L84 20H82ZM167 18H169V17H167ZM178 18V17H177ZM163 19V20H162ZM181 19V18H180ZM183 19H185V18H183ZM182 19V20H183ZM58 20V21H57ZM85 20H87V21H89L91 24H89V22H86L87 24H85V23H83V22H85ZM104 20V21H103ZM118 20H120L119 18H118ZM162 20V21H161ZM179 20V19H178ZM8 21V22H7ZM13 21V20H12ZM54 21V20H53ZM83 21V22H82ZM103 21V22H102ZM186 21V20H185ZM185 21L183 20V21H181L182 22V24H183V22L185 23ZM7 22V23H6ZM101 22V23H100ZM107 22H110V21H107ZM112 22H113V20H112ZM260 22V24H258ZM100 23V24H99ZM225 23H226V21H225ZM235 23H237V24H235ZM1 24H3V25H1ZM93 24V25H94ZM103 24H105V23H103ZM109 24V23H108ZM107 23L105 24V26L106 25H108ZM163 24H164V22H163ZM176 24V26H179V24L178 23H175ZM182 24L180 23V25L182 26ZM224 24V23H223ZM222 24V25H223ZM186 25H187V23H186ZM189 26L188 27H190L191 26V24H188ZM197 25H200V24H197ZM102 26V27H101ZM104 26V27H105ZM202 26V25H201ZM3 27V28H2ZM84 27H86V28H84ZM87 27H89V28H87ZM221 27H223V26H221ZM227 27H229V26H224V28H222V30H224L225 31V33H227L228 32V30L226 29ZM231 27V26H230ZM2 28V29H1ZM92 28V29H91ZM191 28V27H190ZM220 28V27H219ZM87 29H90V30H87ZM102 29H104V28H102ZM179 29V30H178ZM192 29L193 30H196V29H194L193 27H192ZM227 30V32H226V30ZM260 29V30H259ZM2 30L4 31V32H2ZM197 30H199V29H197ZM9 31H12L11 29L9 30ZM93 31H95V30H93ZM186 32H189L188 30H185ZM184 31V32H185ZM192 31V30H191ZM249 31H251V34L249 33ZM263 33V34H260L261 32ZM178 32V33H177ZM183 32V33H184ZM199 32H201V31H199ZM255 32H258V37H256V35L252 38V34L253 33H255ZM123 33V32H122ZM198 33V31H196V34ZM82 34H84V35H82ZM118 34V36H120V34L119 33H117ZM125 34V33H124ZM181 34V35H180ZM187 34V33H186ZM201 34V33H200ZM58 35V36H57ZM72 35H74V34H72ZM78 35V36H79ZM177 35V36H176ZM192 35V36H191ZM224 35V37H226V40H228L229 41V39H230V36L232 37V35H227V34H223ZM19 36H22V35H19ZM80 36H79V38H80ZM194 36H196V35H194ZM199 36H201L202 37V35H199ZM222 36V35H221ZM251 36V37H250ZM61 38V39H59V38ZM89 37V36H88ZM137 37V38H136ZM136 39L138 40V38H139V35H136ZM180 37V38H179ZM193 37V38H192ZM1 38H2V40H1ZM20 38V37H19ZM87 37H81L80 39L82 40V41H87V42H81V41H79V43H78V48H80V46H81V44H80V42L81 43H83V44H85V45H88L90 42H89V39H86ZM6 39V38H5ZM57 39H59L58 41H57ZM72 39V38H71ZM85 39V40H84ZM118 39V38H117ZM120 39H121V37H120ZM120 39H118V41L120 40ZM191 39L193 40V41H191ZM225 39V38H224ZM136 40V41H137ZM176 40H177V42L178 43H181V44H178L177 42H176ZM232 40L234 41V40H236V39H233L232 38ZM31 41H33V39L31 40ZM174 41V42H173ZM56 42H58V44H56ZM64 42H66V41H64ZM89 42V43H88ZM193 42V43H192ZM174 43V44H173ZM62 44V43H61ZM67 45L69 44H71V41H68L67 43H66ZM176 44V45H175ZM187 44V43H186ZM223 44V43H222ZM6 45H8V46H6ZM174 45V46H173ZM55 46H56V49H55ZM63 46V45H62ZM182 46H184V47H182ZM10 47H12V45L10 46ZM120 47V46H119ZM223 47V46H222ZM57 48H58V50H57ZM83 48V47H82ZM59 49L61 50L59 53H58V51H59ZM65 49H66V51H65ZM203 49H204V51L206 52H203ZM245 49H246V51H245ZM10 50H13V51H11V52H9V53H13V55H14V57H15V55H17V57L15 58V60L16 61H14L12 58H10V56H9V54H7V52L8 51H10ZM36 50H38V51H36ZM68 50V51H67ZM74 50H76V49H74ZM72 51L71 50V53H73V52H75V51ZM57 51V53H55ZM63 51H65V52H63ZM77 51V50H76ZM19 52H21V53H19ZM36 52H39L38 53V55L37 54H35ZM48 54H47V53ZM182 52V53H181ZM15 53V54H14ZM55 53V54H54ZM209 53H210V55H209ZM244 53H246V56H247V58H245L244 56ZM20 56H19V55ZM111 53H108V57H109V60H112L113 62L114 61H116V60H113V59H111V56H109ZM113 54H115V53H113ZM177 54V55H178ZM8 55V56H7ZM10 55H12V54H10ZM112 55V54H111ZM117 55V54H116ZM175 55V54H174ZM50 56V63L49 62H47V61H49V59L48 58H46V57H49ZM229 56V57H230ZM36 57V58H35ZM41 58V59H40ZM113 58V57H112ZM114 58H116L115 56H114ZM118 58V57H117ZM178 58V59H177ZM245 58V59H244ZM11 59L13 60V62H11L10 63V61H11ZM53 59V60H52ZM30 60V61H31ZM40 60V61H39ZM42 60V61H41ZM100 60V59H99ZM98 60V61H99ZM184 60H182V61H184ZM211 60H213V61H211ZM215 60V61H214ZM51 61L53 62L52 64H51ZM103 61L104 62H106V59L104 60V59H102V63H103ZM117 61H119V60H117ZM101 62V61H100ZM100 62H98V65H92V66H86L87 67V69H86V67H85V69L84 70H86V71H84V72H89V74H93V75H95V76H93L92 74H91V80H90V78L87 76L88 74L87 73H85L86 75H85V77H87L88 79H89V81L90 82H92V81H94V82H92V83H94L92 86L93 87H95L94 85H95V82H96V79L94 80V78L95 77H98V76H101V77H103L104 78V76L106 75L105 73L106 72H108V70H106L105 68H102L101 70H100V74H102V75H99V72H98V67L100 66V67H102L101 65V63ZM10 63V64H9ZM31 63V62H30ZM41 63H44L43 65L44 66H46L48 63V66L47 67H41L42 65H41ZM245 63V64H244ZM116 64H117V62H116ZM50 65H52V67H50ZM104 65V64H103ZM262 65H264V64H262ZM94 66L98 69H96V68H94ZM105 66V65H104ZM107 67L109 66V65H106ZM114 66H115V64H114ZM117 66V65H116ZM106 67V68H107ZM8 68V67H7ZM60 68V67H59ZM58 68V69H59ZM88 68H89V70H88ZM110 68H111V66H110ZM262 69H263V67H261ZM62 69V68H61ZM251 69V70H252ZM183 70V71H182ZM188 71V72H186V71ZM259 70H261V69H259ZM264 70V69H263ZM57 71H59V70H57ZM109 71H111V70H109ZM179 71H177V72H179ZM190 71V72H189ZM243 71H244V73H243ZM38 72H36L35 71V74L36 75H38L39 76V74H38ZM62 72H65L64 70H62ZM62 72H59V74L60 73H62ZM185 72H186V74H185ZM264 72V71H263ZM21 73V74H20ZM189 73V74H188ZM27 74V73H26ZM57 74V73H56ZM55 74V75H56ZM105 74V75H104ZM207 74V75H206ZM244 74V75H243ZM50 75H52L53 77H51ZM61 75H63V74H61ZM256 75H258V74H255L254 76H256ZM25 76L27 77V78H25ZM39 76V77H40ZM58 75H56V77H57ZM84 76V75H83ZM183 76V77H184ZM186 76H185V78H183V77H181V78H183V79H186ZM206 76H208L209 78H211V79H208V78H206ZM56 77H55V79H56ZM263 78H264V76H262ZM38 78V79H37ZM224 78H226V79H230L231 80V82H229V83H231L230 85L234 88V86L233 85H236V84H238L237 85V87L236 88H234V89H232L233 91H231V93H232V95H234V96H232L231 95V93L229 92L230 90H228V87H227V89H225V88H223V84H224V82H222L223 81V79ZM252 78H254L253 76L251 77V81H253L252 80ZM20 79V80H19ZM57 79H59L58 77H57ZM64 79V78H63ZM201 79V81L199 82V80ZM206 79H208V80H210V83L208 82V81H206ZM212 79H214V80H212ZM216 79H217V82H216ZM259 79V80H258ZM17 80V81H16ZM58 81H60V80H58ZM21 82V83H20ZM61 82V81H60ZM141 82V81H140ZM140 82H137V88H139V89H142V91H144L143 90V86H144V84H143V86H142V82L140 83ZM21 85H20V84ZM51 83H53V84H50ZM80 82L78 81V83L77 84H79ZM206 84H207V88L206 87H203V86H206ZM208 84H210V85H208ZM43 85V86H42ZM49 85V86H48ZM59 85V86H58ZM230 86V87H231ZM50 87V88H49ZM199 87V86H198ZM4 88H5V86H4ZM14 88V87H13ZM61 88H62V86H61ZM5 89H7V87L5 88ZM11 89V88H10ZM35 89V90H36ZM1 90H0V93H1V95H0V99H1V97L3 98V101L4 102H2L3 103V105H9V103H7L6 101H5V99H4V96H3V92H1ZM9 90V89H8ZM15 90V89H14ZM5 91V90H4ZM10 91V90H9ZM18 91H20V90H16L15 92H13V93H15V94H19V96L21 95L20 94V92H18ZM44 91V92H43ZM50 91V92H51ZM139 92H141V93H143L141 90H138ZM137 91V92H138ZM7 92V91H6ZM56 92V91H55ZM59 92V91H58ZM138 92V93H139ZM192 92H194V91H192ZM201 92H203V93H201ZM30 93H28V94H30ZM145 93V92H144ZM152 93L153 94H155L153 91H152ZM195 93V92H194ZM14 94V95H15ZM34 94V93H33ZM44 94H46V95H44ZM149 94V93H148ZM12 95V94H11ZM31 95V94H30ZM141 95H143V94H141ZM140 95V93L139 94H137V97H139V99H142V96ZM150 95V94H149ZM152 95V94H151ZM33 96H35V95H33ZM39 96V95H38ZM41 96H39V97H41ZM156 95H154L153 97H155ZM15 97H17V95L15 96ZM50 97V96H49ZM147 97V94H145V98ZM153 97H150V96H148L147 97V100H146V102L145 103H148V105L149 106H147V104H146V106L147 107H151V108H153L154 110H152V111H150V113H152L153 115H154V117L155 116H158V117H156V118H158L160 121H161V124H163L164 126H165V128L166 129H162V127H158V130H156L157 132V138L158 139H160L162 142H163V146H162V148L164 147H168L169 145H168V141H170L169 140V133H168V130L167 129H169V128H171L172 126V123H170L171 122V120L166 116V113H165V115L163 114V113H161L159 110V106H157L159 103L158 102H156L157 100H159L160 101V97L158 96V98L159 99H154ZM220 97V98H219ZM228 97H230V99L228 98ZM12 98H14V96L12 97ZM18 98V97H17ZM33 98H35V99H33ZM145 98H144V100H145ZM156 98V97H155ZM199 98L197 99L198 101H199ZM31 99V100H30ZM37 97L35 96V97H29L28 98V100H29V102L28 103H30V104H28L30 107H29V109H30V111L33 113V115H35V117L34 118H36V119H39V120H37L38 122H41V126H42V128H44V129H42L41 128V131L42 132H44L45 131V133H47V134H49V135H53L52 133H54L55 134V132H52L51 133V131H54V119L53 118H48V117H42V111L40 112V110L42 109L41 107H40V109H39V106L41 105V103H39V101L38 102H36L37 100ZM45 98H43V100H44ZM46 99H48V98H46ZM50 100L49 101H45V103H51L52 102V100L53 99H51V98H49ZM202 99V98H201ZM2 100V99H1ZM36 100V101H35ZM95 100V99H94ZM31 101V102H30ZM241 102V104H238V103H240ZM7 104H6V103ZM158 103V104H157ZM221 104V105H220ZM45 105V104H44ZM160 105V104H159ZM225 105V108L224 107H222V109L224 108V109H227V107H228V104H224ZM7 108H10V109H12L11 108V106L10 107H8V106H6ZM200 107V106H199ZM231 107V108H232ZM51 108V107H50ZM50 108H48V110L50 109ZM245 108L247 109V110H249V111H247L248 113H246L245 112ZM9 109V112H12L11 110ZM159 109V110H158ZM210 109V108H209ZM52 110V109H51ZM195 110V111H196ZM157 111V112H156ZM222 111H224L222 114H221V116H223V115H228V111H227V113L226 114H224L226 111L225 110H222ZM221 111V112H222ZM154 112H156L157 114L155 115L154 114ZM197 111H196V113H198ZM220 111H219V114L221 113ZM41 113V114H40ZM47 113H49L48 111H47ZM150 113H148V117H151V115H150ZM196 113L194 114V117L196 116ZM201 113H206V112H201ZM13 114V113H12ZM67 114V115H66ZM66 114H63V117H64V115H65V117L64 118H68V117H66V116H70V115H68L69 114V112L68 113H66ZM24 115V114H23ZM47 115V114H46ZM45 115V116H46ZM257 117L256 118H259V116H258V114H255ZM51 116H53V114H51L50 113V116L49 117H51ZM212 116V115H211ZM220 116V115H219ZM220 116V117H221ZM252 116V117H251ZM261 116H264V112L262 113V115ZM54 117V116H53ZM199 117V118H200ZM43 120L44 119V122L41 120V119ZM46 118V119H45ZM172 118V117H171ZM261 118V117H260ZM264 118V117H263ZM263 118H261L260 120H262ZM17 118H15L14 120H16ZM35 119V120H36ZM51 119V120H50ZM14 120H12L13 122L11 123V124H9L8 126H6L7 128H9V129H16V128H18V129H21L22 127H21V125L19 124V122H18V120H16V121H14ZM151 120V119H150ZM149 120V121H150ZM206 120V121H205ZM254 119H252V121H253ZM66 121V120H65ZM159 121V122H160ZM211 121H213V122H211ZM257 121H259V119L257 120ZM257 121H255V123H257ZM14 122L16 123V124H14ZM50 122V123H49ZM158 122V120H156V123ZM211 122V123H210ZM66 123V122H65ZM152 123V122H151ZM206 123H208V124H206ZM260 123V122H259ZM19 124V125H18ZM161 124H159V126H161ZM248 124V125H247ZM16 125H18V127L16 126ZM252 125V124H251ZM249 127H251V126H249ZM196 128V127H195ZM210 128V129H209ZM251 128H253V127H251ZM26 130H27V128H25ZM150 129V128H149ZM248 130V132H247V130ZM44 130V131H43ZM148 130V129H147ZM151 130V129H150ZM149 130V131H150ZM197 130V131H196ZM28 131V130H27ZM144 131H146V130H143V133L145 134V136H146V138H144L145 139V141L144 142H148L150 139H153V138H150L149 140H147V136H148V134H150V133H148V131H146V132H144ZM152 131H153V129H152ZM154 131H155V129H154ZM206 131H208V132H206ZM159 132V133H158ZM181 132V131H180ZM181 132V133H182ZM250 132V134H247V133H249ZM69 133V132H68ZM72 133V132H71ZM146 133H148V134H146ZM153 133V132H152ZM155 133V132H154ZM205 133V134H204ZM1 134H2V136H1ZM41 134V133H40ZM39 134V135H40ZM44 134V133H43ZM43 134H41V136H46L45 134L43 135ZM209 134V135H208ZM211 134V135H210ZM8 135V134H7ZM11 135V134H10ZM27 135V139L28 140H33V141H28L29 143L31 142V144H29L28 142V144L30 145V147H28V148H31V151H30V153L33 155V157H28V155H25V154H23V157L25 158L24 160H23V162H24V165H26V169L27 170H25V173H24V170H22L23 172V174L25 175V177L24 178H26L27 180H29L28 179V177H30V178H33V179H35V177L34 176H32V175H35V173H33L34 171L36 172L37 170H36V167L34 166L35 164L33 163V162H35L36 161V159H37V162H38V160H39V158H41L42 156H43V151H41L40 149V147H39V145H41V144H39V145H37L38 143H35V137L33 136V134L31 133H29V134H26ZM66 135H68L67 133H66ZM66 135L63 137V140H67V139H70V138H72L73 137V135H71L70 133H69V138H66ZM142 135V134H141ZM151 135V134H150ZM154 135V134H153ZM152 135V136H153ZM208 135V138H210L209 140H208V138H205V136H207ZM249 135V136H248ZM139 136H140V134H139ZM138 136V137H139ZM144 136V135H143ZM143 136H140V138H143ZM178 136V135H177ZM52 136H50V138H51ZM171 137V136H170ZM30 138V139H29ZM148 138H149V136H148ZM179 138H180V136H179ZM155 139V138H154ZM171 139V138H170ZM206 139H207V141H206ZM217 139V141H219L220 140V142L221 143H218L219 145H217V143H215L216 141H213V140H216ZM191 140V139H190ZM210 140H211V142H210ZM0 141H2V142H0V143H5V135H4V132L2 133V131L0 130ZM137 141V142H136ZM150 141H152V140H150ZM155 141H156V139H155ZM159 141V140H158ZM193 141H196V140H193ZM132 143H131V146H135V144H137L138 143V140H136L135 138H133V140L131 141ZM154 142V141H153ZM160 142V141H159ZM207 142V143H206ZM53 143V142H52ZM148 143H150V142H148ZM191 143V142H190ZM189 143V144H190ZM193 143V142H192ZM205 143L206 144H208V143H210V146L211 145H215V147H213L212 148V146H211V149H208V146L207 145H205ZM213 143V144H212ZM3 144H0V150L1 151H5V144L3 145ZM155 144V143H154ZM160 144V145H161ZM169 144H170V142H169ZM200 144V145H201ZM52 145V144H51ZM138 145V144H137ZM150 145V144H149ZM156 145V144H155ZM209 145V144H208ZM3 146V147H2ZM130 146V147H131ZM152 145H150V147H151ZM209 146V147H210ZM136 147L137 146H135V148L134 147H131V149H136ZM146 147V146H145ZM150 147L148 148L149 150H150ZM155 147V146H154ZM153 147V148H154ZM158 147H160V146H158V145H156V148H158ZM26 148V147H25ZM161 148V147H160ZM27 149V148H26ZM82 149V148H81ZM147 149V148H146ZM152 149V148H151ZM217 149V148H216ZM215 149V150H216ZM148 150V151H149ZM154 150H155V148H154ZM209 150H211V151H209ZM36 151H37V153L39 154H37L36 153ZM204 151V152H203ZM33 152V153H32ZM82 152V151H81ZM194 152H196V151H194ZM203 152V153H202ZM209 152V153H208ZM220 154H219V153ZM29 152H28V154H30ZM82 153H84V150H83V152ZM81 153V154H82ZM197 153V152H196ZM30 154V155H31ZM50 154H53V153H50ZM72 155L74 154V153H71ZM70 154V155H71ZM87 154V153H86ZM31 155V156H32ZM71 155V156H72ZM88 155V154H87ZM87 155H85V154H83V155H79V158H77L76 157V160L78 159L79 161L78 162H80V160H81V162L80 163H84V161H86V157H87ZM26 156V157H25ZM75 155H73V157H74ZM196 156V155H195ZM198 156V155H197ZM196 156V157H197ZM200 156V155H199ZM82 157H85V158H82ZM95 157H97V156H95ZM147 157V156H146ZM180 157V156H179ZM1 158H5V155H3V157H1ZM28 158V159H27ZM30 158V159H29ZM75 158V157H74ZM198 158V157H197ZM200 158V157H199ZM205 158V159H204ZM83 159H85L83 162H82V160ZM89 159V158H88ZM181 159H182V161H181ZM218 159V158H217ZM22 160V159H21ZM29 160L31 161V163L29 162ZM91 160V159H90ZM260 160H261V162H260ZM145 161V162H144ZM152 161H154V160H152ZM178 161L180 162V163H178ZM183 161H184V163H185V165H183ZM192 161V162H191ZM70 162H73V161H70ZM155 162V161H154ZM155 162V163H156ZM194 162V163H193ZM202 162V161H201ZM200 162V163H201ZM260 162V163H259ZM264 162V161H263ZM80 163H78V164H80ZM257 163V164H256ZM87 164H91V163H87ZM154 164V163H153ZM152 164V165H153ZM194 164V165H193ZM202 164V163H201ZM224 164V165H223ZM36 165H38L37 163H36ZM84 165V164H83ZM180 166V168H178V169H176V167H178V166ZM183 167H182V166ZM190 165H192V166H190ZM189 167V168H187V167ZM197 166V167H196ZM205 166V167H204ZM251 166V167H250ZM12 167V166H11ZM78 167H80V166H78ZM185 168H187V169H185ZM11 170L13 169V168H10ZM212 169V170H211ZM263 169H264V167H263ZM32 170H34V171H32ZM79 170V169H78ZM193 170V169H192ZM205 170V171H204ZM223 170V171H222ZM9 171V170H8ZM13 171V170H12ZM12 171H10V172H12ZM27 171V172H26ZM14 172V171H13ZM38 173V172H37ZM251 174H252V172H250ZM31 174V175H30ZM147 174V173H146ZM189 174V175H188ZM248 174H249V172H248ZM254 174V173H253ZM252 174V175H253ZM260 174V173H259ZM150 175H148L147 174V176H148V178L150 177ZM212 175V176H211ZM11 176V175H10ZM9 175H7V174H4V173H0V178H11ZM21 176V177H22ZM36 176V178H38L37 177V175H35ZM146 176V175H145ZM260 176V175H259ZM22 177V178H23ZM87 178V176H84V177H82V178ZM193 177V176H192ZM215 177V178H214ZM249 177V176H248ZM252 177V176H251ZM254 177V176H253ZM90 179H91V177H89ZM192 180H191V179ZM230 178H235L234 179V181L232 180V179H230ZM26 179H24V180H26ZM150 179V178H149ZM30 180H32V179H30ZM37 180V179H36ZM89 180V179H88ZM81 180V182H83V181H85L84 183H87L88 184V182H90L91 183V181L93 182L94 180L93 179H91V180ZM208 180H210V178L208 179ZM207 180V181H208ZM240 180V179H239ZM87 181V182H86ZM148 181H150V180H148ZM148 181H146V182H142L141 184L142 185H140V186H143V190L145 189V183H147ZM212 181V180H211ZM224 181H226V183H228V185H229V190H226V191H224V188L222 187V185H221V182H224ZM233 181V182H232ZM201 182V181H200ZM89 183V184H90ZM204 183V182H203ZM211 183V182H210ZM4 184L6 185V182H4ZM3 184V185H4ZM78 184V183H77ZM75 185V189H76V191H77V196H76V198L78 199V197H79V199H81L80 197H82L86 202H84V206L86 205V208H89L90 210H88L89 212H87V210H85V209H83V211H84V214L85 215H87L88 214V217H90L91 216V214H89L90 213V211H92L93 209H94V206H91L92 205V200H94L93 199V197H96L97 198V191H98V189H99V186L97 187V185H94V187L92 186L93 184L91 183L90 184V188H88V187H84L86 184H82L81 183V185H82V187H84L83 189L84 190H86V192H80V190H78L79 188L77 187V186H79L80 187V184H78V185ZM88 184V185H89ZM192 184H194V185H192ZM204 184H208V182H206V183H204ZM209 185V184H208ZM215 185H216V187H215ZM199 186H203V185H201V184H199ZM149 187V186H148ZM78 188V189H77ZM192 188V189H191ZM207 188H209V187H207ZM83 189H81V190H83ZM210 189V188H209ZM3 190L4 191H7V189L6 188H3ZM67 189H65L64 191H66ZM83 190V191H84ZM142 190V189H141ZM142 190V191H143ZM147 190V189H146ZM79 191V192H78ZM92 191H94L95 193L94 194H96V196H92V197H89L88 195V192H92ZM148 191H150V189H148L147 190V192ZM152 191V190H151ZM151 191H150V193H151ZM209 192H210V190H208ZM207 191V192H208ZM138 192H141V191H138ZM143 192H145V191H143ZM8 193V192H7ZM68 193V192H67ZM146 193V192H145ZM149 193V194H150ZM163 193H165L164 195L166 196H168V198H165V196L163 195ZM66 194V193H65ZM64 194V195H65ZM87 195V196H83V195ZM197 194V195H196ZM9 195V194H8ZM67 195H69V194H66L64 197H67ZM79 195H82V196H79ZM151 196H152V193L150 194ZM156 196L158 195V194H155ZM198 195H200L199 197H198ZM201 195H202V197H201ZM11 196V195H10ZM70 196V195H69ZM91 196V195H90ZM154 196V195H153ZM166 196V197H167ZM210 196V197H209ZM211 196H214L213 198H211ZM64 197L62 198V196H60V203L62 204H60L61 206H60V209L59 210H55V212L54 213H56L55 214V216L56 215H58L57 217L59 218V219H54V218H52V219H50V217H48V214H47V216H46V218H44L45 220H43V221H45V223H47L46 222V219L47 220H55V221H59L61 218H63L62 216H64L63 215V213L62 212H65L66 210H67V206L65 207V204H67V203H65V200H64ZM86 197H89V198H86ZM100 197V196H99ZM8 199H10L9 197H7ZM138 199H139V202H141V200H145V199H143L142 197L140 198V197H137ZM78 199V200H79ZM154 199H155V197H154ZM157 199H159V197H157ZM82 200V199H81ZM88 200H90V201H88ZM97 200H100L99 198L97 199ZM156 200V199H155ZM176 200V202L175 203H177V204H174V201ZM13 202H16L17 204L15 205V203H13L15 206H17V205H19V202H17V200H15V201H13ZM77 202H79V201H77ZM80 202H82L83 203V200L82 201H80ZM89 202H91L90 204L91 205H89ZM143 203L144 202H147V200H145V201H142ZM141 202V203H142ZM161 202V201H160ZM163 203H160V204H163ZM64 204V205H63ZM81 204V203H80ZM79 204V205H80ZM167 204V203H166ZM78 205V206H79ZM14 206V209L16 208ZM91 206V207H90ZM126 207V206H125ZM163 207V211H164V209H165V207L164 206H162ZM234 207H235V205H234ZM85 208V207H84ZM169 208V207H168ZM168 208L166 207V209H165V211L164 212H166V213H169V211H168ZM65 209V210H64ZM126 209H128V208H126ZM170 209V208H169ZM260 209V208H259ZM264 209V208H263ZM263 209H260V210H262L263 211ZM61 210V211H60ZM15 211H17L16 209H15ZM78 211V210H77ZM76 210H73L72 209V211H69V215H68V217H70V218H72V217H74V216H76L75 214H76V212H77ZM168 211V212H167ZM171 211V210H170ZM173 211H175V210H173ZM177 211V210H176ZM59 212V213H58ZM61 212V213H60ZM80 212H82L81 210H80ZM119 213H122V214H126L125 212L123 213V211H118ZM149 212V214H152L151 213V211H148ZM264 212V211H263ZM262 212V213H263ZM72 213V214H71ZM78 213H79V211L77 212V215H78ZM100 214H102L101 212H100ZM260 214V213H259ZM73 215V216H72ZM166 216H168L169 214H165ZM225 215V214H224ZM231 215V214H230ZM262 214H260V216H261ZM263 215H264V213H263ZM50 216V215H49ZM101 216V215H100ZM123 216V215H122ZM154 216V215H153ZM157 216V215H156ZM43 217V216H42ZM56 217V218H57ZM61 217V218H60ZM77 217V216H76ZM84 217V216H83ZM88 217H84L85 219H87ZM103 217V216H102ZM101 217V218H102ZM159 217L160 218H162V216L161 215H159L158 216V220H160L159 219ZM170 217V216H169ZM168 217V219H171V218H169ZM12 218L13 217H11V220H12ZM100 218V217H99ZM73 219H76V220H74V221H77V219L78 218H72V219H70L71 220V222H73L74 223V221H73ZM83 219V218H82ZM90 219H92V218H89V219H87L88 221H91ZM1 221L0 222H3V223H0V233H3L4 234V236H6V232H7V223H4V222H7V221H3V219H0ZM87 220H84L85 222H87ZM98 220V219H97ZM97 220H96V222H97ZM101 220V219H100ZM167 220V219H166ZM220 220H225V223H223L222 221H220ZM55 221H53V222H55ZM170 221H172V220H170ZM262 223V225H264V217H263V219L261 218V220H260ZM50 222V221H49ZM159 223H161V222H163V220L161 219V222L160 221H158ZM51 223V222H50ZM88 224H89V222H87ZM92 223V222H91ZM101 223V222H100ZM104 223V222H103ZM103 223L101 224L102 226H104L103 225ZM173 223V222H172ZM15 225H17L16 223H14ZM49 224V223H48ZM54 224H57L56 226H58L59 227V229L61 230V228L62 229H64V224H63V222L60 220V222H58V223H54ZM59 224H61V225H63L61 228H60V226L61 225H59ZM165 224V223H164ZM180 224V225H179ZM240 224V223H239ZM13 225V224H12ZM65 225H67V224H65ZM92 225V224H91ZM91 225H88L87 227H89L90 226V228H91ZM161 225H162V223H161ZM262 225H260V238H261V243H260V240H259V244L257 245L258 246V248H259V246L261 247L262 245L261 244H264V227L262 226ZM18 226V225H17ZM48 226V225H47ZM69 226V225H68ZM100 226V225H99ZM123 225H121V228H123V232H124V234H125V238H126V241L127 242H125L126 243V246H125V248L127 249V253H128V258H130V256H132L131 258H133V259H129V261H130V264H144V263H142L141 261H140V259H142V258H145L144 256H142V255H146L145 253H146V251L147 250H145V249H147V247L145 248V245H146V243H144V245H142V243H139V242H141V241H138L137 243L135 242V240L134 241H132V237H131V231L133 230L134 232L136 231V230H134L135 228L134 227H128V226H124V227H122ZM163 227L164 226H166V225H162ZM261 226H262V228H261ZM97 227V226H96ZM100 228H102L101 226H100ZM104 228V227H103ZM133 228V229H132ZM69 229H72V227L70 226V228ZM93 229L95 230V228H94V226H93ZM167 228H165L164 230H166ZM41 230V229H40ZM102 230V229H101ZM100 230V231H101ZM97 231V230H96ZM241 231V230H240ZM165 233H166V235L167 234H170L169 233V231L167 230V232L166 231H164ZM8 235V234H7ZM154 236H156V237H158V235L157 234H155L154 233ZM191 236H194V237H191ZM2 237H3V235H2ZM1 237V238H2ZM7 237H9V236H7ZM241 237H243V233L242 234H240V239L239 240H241L240 242H242L243 240L241 239ZM131 238V240H129ZM165 238V239H166ZM175 238V239H174ZM7 239H11V238H7ZM197 240H199V239H197ZM7 241V240H6ZM6 241H3L4 242V244L6 243ZM137 241V240H136ZM258 241V240H257ZM9 242V244L7 243V244H5L4 246H2L0 249H1V251H0V264H35L36 262H34L33 261V258H32V255H31V257H30V255H29V253H31V251H28V252H26L25 250H21V249H19V247H14V245H12V243H11V241H8ZM10 243H11V245H10ZM14 243V242H13ZM190 243H192V241L190 240ZM197 243V242H196ZM200 243V242H199ZM202 243H200V244H202ZM231 243V244H230ZM258 243V242H257ZM136 244H139V246H137ZM18 245V244H17ZM141 245V246H140ZM264 246V245H263ZM137 247H139V248H137ZM142 247V248H141ZM186 247V248H185ZM198 247H199V249H200V247H202L203 248V246H199L198 245ZM197 247V248H198ZM77 248V249H76ZM145 248V249H144ZM196 248V249H197ZM232 248H234V249H232ZM23 249H25V248H23ZM77 250V251H76ZM78 250H79V252H80V248H79V246H77V245H75V246H72V255L74 254V256L77 258L78 257ZM150 250H152V251H154L153 249H150ZM132 251H134V252H132ZM135 251H137V253H139V256H141L142 258H139L138 257V255L136 254V252ZM149 251V250H148ZM198 252H199V250H197ZM260 252L258 253L259 255H258V257H257V264H264V255L262 256L261 254L262 253H264V249H263V251H262V249H260L259 250ZM261 251H262V253H261ZM77 252V253H76ZM130 252V253H129ZM145 252V253H144ZM149 252H151V251H149ZM151 253H154V252H151ZM189 253H191L188 257H180V258H183V259H185V261H184V263L185 264H205L204 263V261L206 260L204 257V259H202L201 257H199V255L197 254V253H195L194 251H192V252H190L189 251ZM210 253H211V255H210ZM214 253V254H213ZM130 254H132V255H130ZM135 256H134V255ZM182 254V255H183ZM130 255V256H129ZM256 255H257V253H256ZM70 256V258L68 257V256H66V257H64V258H66V259H63V260H60L61 261V263L62 264H68V262L69 261H71L70 259L72 258V260L74 259V257L73 256H71V255H69ZM136 256L138 257V258H136ZM186 256H187V254H186ZM79 257H80V254H79ZM206 257V256H205ZM209 257H207V258H209ZM217 257H218V255H217ZM221 258H219L220 260H222ZM156 259H158V258H156ZM143 260V259H142ZM100 261L102 262V260H101V257H100ZM160 261V262H159ZM163 261L165 262V263H163ZM183 261V260H182ZM178 262V263H177ZM70 263V262H69ZM71 263H72V261H71ZM70 263V264H71ZM102 263H105V262H102ZM119 262H117L116 264H118ZM37 264V263H36ZM182 264V263H181Z\"/></svg>",
	"mask_w": 264,
	"mask_h": 264
}]
</instances>
